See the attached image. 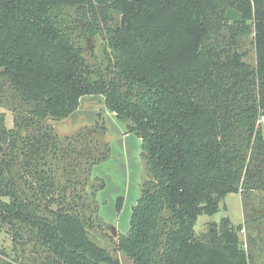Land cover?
<instances>
[{
	"label": "trees",
	"instance_id": "trees-1",
	"mask_svg": "<svg viewBox=\"0 0 264 264\" xmlns=\"http://www.w3.org/2000/svg\"><path fill=\"white\" fill-rule=\"evenodd\" d=\"M245 19L253 67L232 49ZM94 94L141 139L145 173L115 251L132 264H249L241 225H194L227 193L264 188V0H0V231L11 242L0 264H121L93 237L106 182L92 173L111 154L104 115L62 137L53 126Z\"/></svg>",
	"mask_w": 264,
	"mask_h": 264
},
{
	"label": "rangeland",
	"instance_id": "rangeland-1",
	"mask_svg": "<svg viewBox=\"0 0 264 264\" xmlns=\"http://www.w3.org/2000/svg\"><path fill=\"white\" fill-rule=\"evenodd\" d=\"M218 8H221L218 5ZM228 9V8H227ZM226 9V10H227ZM226 10L224 9L225 13ZM116 19L119 14L113 12ZM244 30L235 36L232 49L238 51L241 58L250 66H255L256 53L253 41L254 33L250 19L239 24ZM94 47L97 57L102 58L105 41L98 36ZM4 109L0 106V112ZM102 112L105 125L108 127L106 138L111 145L110 158L97 165L92 173L105 179V187L97 193L99 217L103 221L102 232L95 231L94 239L116 256L121 264H132V261L119 251H115L112 237L118 232H125L129 226L130 212L139 196V184L143 179L144 165L140 157V138L127 132L124 123L114 118V112L106 109L102 95H84L80 98L78 107L68 117L53 122L59 136L74 133L77 129L92 125L97 114ZM116 117V116H115ZM5 125H13L12 114L6 112ZM136 151V153H135ZM123 198L120 212L116 209V200ZM228 218L233 226L241 225L238 231L239 240L247 249L249 264H264V188L251 190L249 197L243 200L239 192H229L219 202L218 210L213 214L198 215L194 225L196 234L209 230V223L215 222L216 233L221 231L224 219ZM9 235L0 231V251L10 245Z\"/></svg>",
	"mask_w": 264,
	"mask_h": 264
},
{
	"label": "water",
	"instance_id": "water-1",
	"mask_svg": "<svg viewBox=\"0 0 264 264\" xmlns=\"http://www.w3.org/2000/svg\"><path fill=\"white\" fill-rule=\"evenodd\" d=\"M137 1H140V0H137ZM225 18L227 20H230V21H239L241 18H242V14L239 13L237 10H235L234 8H231L229 7L227 10H226V13H225ZM3 148V145L2 143L0 142V151L2 150Z\"/></svg>",
	"mask_w": 264,
	"mask_h": 264
},
{
	"label": "built area",
	"instance_id": "built-area-1",
	"mask_svg": "<svg viewBox=\"0 0 264 264\" xmlns=\"http://www.w3.org/2000/svg\"><path fill=\"white\" fill-rule=\"evenodd\" d=\"M256 125L264 128V112L263 113L261 112L258 114Z\"/></svg>",
	"mask_w": 264,
	"mask_h": 264
},
{
	"label": "crops",
	"instance_id": "crops-1",
	"mask_svg": "<svg viewBox=\"0 0 264 264\" xmlns=\"http://www.w3.org/2000/svg\"><path fill=\"white\" fill-rule=\"evenodd\" d=\"M111 112V111H110ZM114 116V118H116L115 117V115H113ZM140 145H141V140H140ZM135 153H136V151H135ZM97 176H99V175H97ZM99 177H102V176H99ZM102 178H104V177H102ZM105 179V178H104Z\"/></svg>",
	"mask_w": 264,
	"mask_h": 264
}]
</instances>
